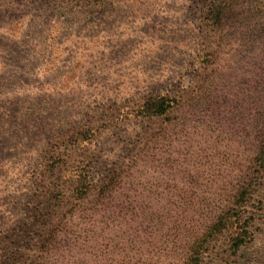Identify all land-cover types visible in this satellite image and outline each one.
Segmentation results:
<instances>
[{
  "label": "rangeland",
  "instance_id": "1",
  "mask_svg": "<svg viewBox=\"0 0 264 264\" xmlns=\"http://www.w3.org/2000/svg\"><path fill=\"white\" fill-rule=\"evenodd\" d=\"M211 1L0 0V264L29 253L27 239L48 218L35 179L46 156L72 153L71 166L91 163L94 182L102 181L160 125L140 114L147 100H177L173 120L196 91L210 87L219 111L190 121L193 132L211 139L204 156L224 151L225 107L240 109L232 103L241 92L252 104L264 70V20L254 10L213 31ZM176 140L162 152L168 163L194 160L191 138ZM153 176L168 177L160 163L149 181ZM256 202L261 221L253 244L238 258L219 244L205 264H264V180Z\"/></svg>",
  "mask_w": 264,
  "mask_h": 264
},
{
  "label": "trees",
  "instance_id": "2",
  "mask_svg": "<svg viewBox=\"0 0 264 264\" xmlns=\"http://www.w3.org/2000/svg\"><path fill=\"white\" fill-rule=\"evenodd\" d=\"M254 10L264 20V0H212L207 11L209 27L222 31L236 17L245 13L251 17ZM213 59L208 58L211 66ZM261 75L264 70L257 75L258 88L250 94L252 104H245L241 92L232 103L240 109L225 107L221 129L228 144L212 160L203 155L212 151L211 139L204 141L200 129L193 132L197 125L190 121L191 114L203 112L211 117L219 111L212 109L217 96L204 86L173 120L169 117L177 112V100L167 96L147 100L140 114L160 125L124 164L98 183L91 163L71 166L77 161L72 153H47L48 164L35 179L42 186L45 201L41 204L47 207L48 218L39 219V229L31 234L35 243L30 246L27 239L29 253L23 252L9 264H205L208 253L219 244L238 258L256 240L261 221L256 202L264 180ZM201 120L195 122L204 123ZM167 122L171 126L165 127ZM204 127L203 133L209 136L212 127ZM179 136L191 138V154L197 156L189 163H168L162 152L168 142L174 150ZM159 163L168 177L153 176L149 181Z\"/></svg>",
  "mask_w": 264,
  "mask_h": 264
}]
</instances>
